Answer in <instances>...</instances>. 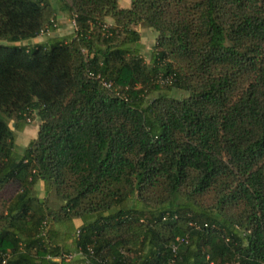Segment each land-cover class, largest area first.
I'll use <instances>...</instances> for the list:
<instances>
[{
	"label": "trees",
	"instance_id": "16d2710c",
	"mask_svg": "<svg viewBox=\"0 0 264 264\" xmlns=\"http://www.w3.org/2000/svg\"><path fill=\"white\" fill-rule=\"evenodd\" d=\"M0 38V264H264V0H0Z\"/></svg>",
	"mask_w": 264,
	"mask_h": 264
},
{
	"label": "rangeland",
	"instance_id": "374dc122",
	"mask_svg": "<svg viewBox=\"0 0 264 264\" xmlns=\"http://www.w3.org/2000/svg\"><path fill=\"white\" fill-rule=\"evenodd\" d=\"M117 6L121 8H126L129 6V0H117ZM68 18H69L68 14L66 12H62L57 9L54 14L55 28L47 34L39 35V38L41 37L42 40H48L51 37L68 36L73 31L72 25L70 24ZM110 22L111 21L108 18L105 19L106 26H108ZM133 28L137 30L140 35L138 40L139 54L143 58V60L147 62L149 58V51L152 44L154 43L156 33L151 28L145 26H134ZM95 29L97 30L98 28ZM99 31L102 32L101 29ZM0 44H8V42L0 38ZM0 116L4 118V116L1 113ZM38 122H39L38 118L35 116L34 113L25 115V118L19 120H14L13 118L7 119L8 126L12 130L13 142H14L12 152L15 157L19 156L21 154L22 148L32 138H34ZM39 187H43L42 183L39 185ZM15 188L16 187L13 184H6L4 186V189L0 191V204L3 202L2 200H4L6 196L14 192ZM149 196H151V193L149 194ZM46 197L47 199L48 198L51 199L52 194L49 193ZM201 199H202L201 204H203L202 206H205L207 208L209 207V205L212 204L213 201L211 193L205 194ZM125 201L123 203L127 205L134 206L137 208L143 207V203L142 201L138 200V197L128 196L126 197ZM48 204L50 207L56 208L59 205V202L52 199L49 201ZM60 228L62 230H66L62 228V226H60ZM73 236L74 235H72V237ZM64 240L66 241L65 238ZM73 241L74 240L72 238V240L69 243L72 244Z\"/></svg>",
	"mask_w": 264,
	"mask_h": 264
},
{
	"label": "crops",
	"instance_id": "0c3cea01",
	"mask_svg": "<svg viewBox=\"0 0 264 264\" xmlns=\"http://www.w3.org/2000/svg\"><path fill=\"white\" fill-rule=\"evenodd\" d=\"M38 38H35L34 40H37ZM41 183H37V185L33 188L34 191L36 192V196L37 198H43L44 197V190H43V187H39ZM43 186V185H42ZM1 205V204H0ZM81 224V221L80 219L78 218H74L72 219V225L73 227L77 228L79 225ZM52 231L55 233L54 235H57V237L55 238V241L57 244H60L62 246H64L65 249H67V251H73L74 252V244L72 242V244H70L69 242L72 240V231L66 233V234H63V238L61 236V234L63 233V230L60 228L59 225H55L53 226L52 228ZM64 238L66 239V241L64 240ZM75 254V253H74ZM73 254V256H74ZM77 259V261H76ZM79 256L78 254H75V257L73 259H70V260H65V264H79Z\"/></svg>",
	"mask_w": 264,
	"mask_h": 264
},
{
	"label": "built area",
	"instance_id": "2783aa9c",
	"mask_svg": "<svg viewBox=\"0 0 264 264\" xmlns=\"http://www.w3.org/2000/svg\"><path fill=\"white\" fill-rule=\"evenodd\" d=\"M70 24H72V25L74 24V20L73 19L70 20ZM171 249L174 250L175 249V246L173 245L171 247ZM87 250H88V254H91V252H92L91 249L90 248H87ZM75 253L78 254L80 256V258H82V261H80L79 264H88V256L86 254H83L80 251H77V252L75 251ZM71 255L72 254H66L64 256V258L67 260L68 258L71 257ZM1 264H4V260L1 261Z\"/></svg>",
	"mask_w": 264,
	"mask_h": 264
}]
</instances>
